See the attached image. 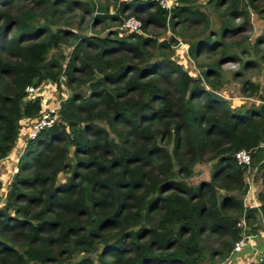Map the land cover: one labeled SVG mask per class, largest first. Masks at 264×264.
<instances>
[{
    "label": "trees",
    "instance_id": "trees-1",
    "mask_svg": "<svg viewBox=\"0 0 264 264\" xmlns=\"http://www.w3.org/2000/svg\"><path fill=\"white\" fill-rule=\"evenodd\" d=\"M190 1L178 0L167 13L157 0H0V159L41 114L40 97L27 98V86L58 88L63 75L72 91L59 103L57 123L26 141L3 204L0 193V264H221L243 233L261 227L264 189L258 209L245 206L246 169L234 154L250 150L264 188V80L240 85L257 107L230 108L216 92L215 69H205L203 84L173 59L176 34L209 25ZM92 2L107 12L94 15L93 25L134 16L142 33L170 27L173 36L61 28L64 13L89 15ZM263 2L217 0L243 18L222 25V36L246 30V9ZM211 34L194 37L191 57L224 44ZM61 45L72 46L64 68L47 60ZM226 59L237 57L225 52L217 63ZM203 160L211 162L209 180L190 185Z\"/></svg>",
    "mask_w": 264,
    "mask_h": 264
},
{
    "label": "rangeland",
    "instance_id": "rangeland-1",
    "mask_svg": "<svg viewBox=\"0 0 264 264\" xmlns=\"http://www.w3.org/2000/svg\"><path fill=\"white\" fill-rule=\"evenodd\" d=\"M88 1V0H87ZM217 0H191L196 7L203 10L209 17V25L205 31H202V27L199 25L190 26L182 29V34L177 35L178 41L173 48L172 57L173 59L182 65L184 70H186L193 78H196L203 82V72L206 68H213L217 71V75L214 78H211L218 84L216 92L227 101L230 108H248L255 106L257 107L260 102L257 97H245L240 92V85L242 80L251 79L259 84L263 83L264 80V43L263 40L258 42L259 37H264V10H261L264 7V2L252 12L250 15L251 23H246L245 28H248L239 34L231 31L228 34L222 36V25L227 24L228 26L239 25L243 22L242 17L232 18L228 14L227 4L222 6H216ZM102 4L96 2L92 6L94 11L87 14L86 16L81 12L80 9H75L74 12L64 13L62 17L59 18L61 28L65 30H72L77 34H86L91 35L95 34L98 36H104L108 32L117 33L118 36H125L128 32H121L120 25L112 23L109 19H106L104 22L97 23L93 25L92 19L94 15L98 13H107L103 10ZM244 6L243 2H240L238 9H242ZM227 9V10H226ZM108 13H113L115 7L107 9ZM84 19L82 22L81 20ZM262 19V20H261ZM80 24V25H78ZM53 29H56L53 28ZM221 29V30H220ZM170 27L166 29H157L154 27H149L146 33H139L145 37L156 38L158 41L168 40L173 33L170 31ZM176 30H179L177 28ZM209 31H212L211 37L213 39H223L224 44L221 47L216 49L213 47H204L201 49V53L196 57H191L188 53V44H190L195 36L203 34L208 35ZM175 35V34H174ZM200 36V37H201ZM187 49V50H186ZM214 49V50H213ZM72 46L71 45H61L57 49H51L47 55V60H58L62 67L66 65L68 58L71 54ZM227 52L228 54H234L237 59H226L224 61H217ZM252 61L251 66L245 68L243 63L245 61ZM55 93L53 95V102L50 105H57L58 101H61L63 98H67L71 94V89L68 87L61 86L54 87ZM207 90L210 88L206 85ZM78 90L86 94L87 89L85 86L79 87ZM72 155V150L70 152ZM210 166L211 162L203 160L198 162L194 167L193 176L188 179L190 185H195L199 181L209 180L210 178ZM10 173V171H9ZM245 181L249 182H259V174L256 171H247L244 173ZM59 179H64L65 175L60 174ZM248 183V182H247ZM260 187V186H259ZM3 188V187H2ZM264 189L261 185V190ZM1 193H3L1 191ZM81 254L76 255L74 258H79ZM93 259H96V254H90ZM34 264V263H33ZM206 264H208L206 262Z\"/></svg>",
    "mask_w": 264,
    "mask_h": 264
},
{
    "label": "built area",
    "instance_id": "built-area-1",
    "mask_svg": "<svg viewBox=\"0 0 264 264\" xmlns=\"http://www.w3.org/2000/svg\"><path fill=\"white\" fill-rule=\"evenodd\" d=\"M158 5L160 8L167 11V13H170L171 10L178 4V0H157ZM121 32H140L141 31V23L140 21L135 18L134 16L127 17L123 20V22L120 25ZM181 43V42H179ZM64 80V76L61 75L59 78L60 85L63 86L62 81ZM47 86H50L49 89H46ZM51 88H54V86L47 85L46 83L38 84V85H30L27 86L25 91L27 93V98L32 97H40L42 110L39 117L34 119L28 126H25L23 128V131L25 133L26 141L29 139H33L36 137V135L41 132L44 129L50 128L53 125L57 123L59 120V114H58V107L60 101H58L57 105H48L46 98H48L47 92L49 93L51 91ZM55 89V88H54ZM264 146V142H263ZM235 162L240 165L241 167H244L248 172L249 171H256V168L251 167V152L248 149L242 148L235 152L234 154ZM18 161L19 157L14 159V164L10 169V175H14L18 171ZM248 182L249 185V181ZM260 233H264V224L262 225L260 229ZM243 235H245L243 233ZM235 242L232 251L230 253L233 254L235 252L240 251L244 244H245V238L246 236H243Z\"/></svg>",
    "mask_w": 264,
    "mask_h": 264
},
{
    "label": "crops",
    "instance_id": "crops-1",
    "mask_svg": "<svg viewBox=\"0 0 264 264\" xmlns=\"http://www.w3.org/2000/svg\"><path fill=\"white\" fill-rule=\"evenodd\" d=\"M119 1H130V0H119ZM246 10L248 13V20L251 23V19L249 16L250 15L252 16L253 13L250 11H255V10L250 7H248ZM261 10H264V7H262ZM52 91H54V93L56 92L54 88H51V91L49 93L47 92L48 98H46V101L48 105L52 104L53 102L54 93H52ZM24 137H25V133L24 131H22L18 139L16 140L15 146L13 147L11 152L5 158L0 159V180L3 184V188L1 190L3 193L0 192L1 193V204L4 203L5 196L7 193V188L11 180L9 171L14 164L13 163L14 159H16L22 154L24 145L26 143V138ZM246 184H247V189H246L245 194L242 196L243 202L246 207L258 209L259 202L257 200L256 195H257V192L261 190L262 184L260 180L259 182H256V181L253 183L250 182L249 185L246 182ZM259 222L262 227V225L264 224V218L261 216H258L257 218L258 225H260ZM261 227L258 228L255 233H249V234L244 233L245 235L243 236H246V238H245V244L243 248L240 251L229 255L225 259V261L221 264H256L260 260L262 252L264 251V233H260Z\"/></svg>",
    "mask_w": 264,
    "mask_h": 264
},
{
    "label": "water",
    "instance_id": "water-1",
    "mask_svg": "<svg viewBox=\"0 0 264 264\" xmlns=\"http://www.w3.org/2000/svg\"><path fill=\"white\" fill-rule=\"evenodd\" d=\"M264 262V251L262 252L260 260L256 264H262Z\"/></svg>",
    "mask_w": 264,
    "mask_h": 264
},
{
    "label": "clouds",
    "instance_id": "clouds-1",
    "mask_svg": "<svg viewBox=\"0 0 264 264\" xmlns=\"http://www.w3.org/2000/svg\"><path fill=\"white\" fill-rule=\"evenodd\" d=\"M177 5H178V4H177ZM186 50H187V49H186ZM19 157H20V156H19ZM2 159H3V158H2ZM17 172H18V171H17ZM15 174H16V173H15ZM15 174H14V175H15ZM14 175H10V176H11V180H12V178L14 177ZM11 180H10V181H11Z\"/></svg>",
    "mask_w": 264,
    "mask_h": 264
}]
</instances>
